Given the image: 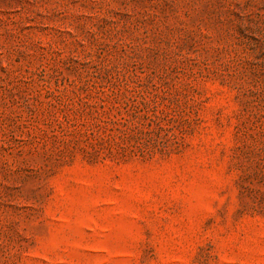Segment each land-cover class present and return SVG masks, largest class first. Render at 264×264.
Returning <instances> with one entry per match:
<instances>
[{
    "label": "rangeland",
    "instance_id": "374dc122",
    "mask_svg": "<svg viewBox=\"0 0 264 264\" xmlns=\"http://www.w3.org/2000/svg\"><path fill=\"white\" fill-rule=\"evenodd\" d=\"M0 264H264V0H0Z\"/></svg>",
    "mask_w": 264,
    "mask_h": 264
}]
</instances>
